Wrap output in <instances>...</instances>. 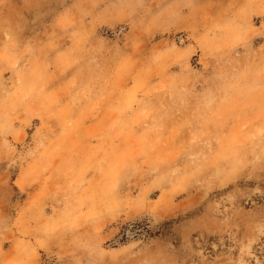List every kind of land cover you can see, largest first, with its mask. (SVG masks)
<instances>
[{
	"label": "rangeland",
	"instance_id": "1",
	"mask_svg": "<svg viewBox=\"0 0 264 264\" xmlns=\"http://www.w3.org/2000/svg\"><path fill=\"white\" fill-rule=\"evenodd\" d=\"M0 264H264V0H0Z\"/></svg>",
	"mask_w": 264,
	"mask_h": 264
}]
</instances>
